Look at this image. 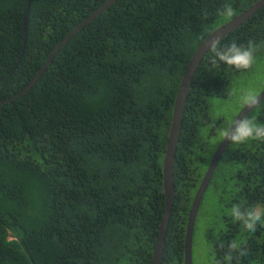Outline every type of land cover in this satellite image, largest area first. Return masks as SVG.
<instances>
[{
  "label": "trees",
  "instance_id": "trees-1",
  "mask_svg": "<svg viewBox=\"0 0 264 264\" xmlns=\"http://www.w3.org/2000/svg\"><path fill=\"white\" fill-rule=\"evenodd\" d=\"M108 1L0 0V264H153L180 81L205 38L258 0H227L231 18L217 14L225 0H116L15 98ZM233 41H253L256 61L248 70L213 68L209 52L194 78L163 264L185 262L188 214L223 140L221 116L235 118L243 107L224 108L229 93L234 85L261 90L251 81L264 80V8L220 42ZM247 116L264 123V103ZM234 203L264 204V141L229 142L221 156L199 210L194 264L223 259L227 246L217 237L241 241L246 254L231 264H264V227L256 249L228 214Z\"/></svg>",
  "mask_w": 264,
  "mask_h": 264
},
{
  "label": "water",
  "instance_id": "water-1",
  "mask_svg": "<svg viewBox=\"0 0 264 264\" xmlns=\"http://www.w3.org/2000/svg\"><path fill=\"white\" fill-rule=\"evenodd\" d=\"M116 0H109L104 5L100 7L98 11H96L88 20L84 21L82 24L77 26L67 37L63 40L58 48L49 56L45 65L36 76V78L32 81V83L18 96L15 98L25 94L30 90L33 86L36 85L37 81L42 77L43 73L47 69V67L53 62V57L62 48L69 39L76 33H78L85 25H87L91 20H93L96 16L103 13L109 6H111ZM264 8V0H258L254 3V5L248 10L243 11L234 19L230 20L226 25L220 26L209 35L204 42L199 46L196 52L191 57L186 69L185 73L180 81V86L178 88V93L175 98L174 108H173V117L169 130V140L166 147V152L164 154L163 163H162V173H163V191L166 196V204L165 211L163 214V218L160 225L159 235L157 238L156 246L153 250V264H163L164 261V253H165V245H166V236L167 231L170 225V221L173 213V206L176 199V189H175V170H176V160H177V151L178 145L182 133L184 114L187 104V98L191 91V85L193 84L194 78L201 67V63L205 55L210 50V43L215 39H222L225 35L230 33L231 31L240 27L247 20L251 19L259 10ZM30 13V9L27 10L26 18H25V26L27 27L28 16ZM261 94V99L264 100V89L259 93ZM11 100H7L9 102ZM1 104V103H0ZM252 111V110H251ZM250 111L243 107V109L236 116L240 117L241 115H246ZM228 140H222L220 146L216 150L209 167L205 173L203 180L201 181L199 188L195 194L190 212L188 214L187 226H186V236H185V262L184 264H194L193 261V239L195 233V227L198 219L199 210L201 204L203 202V198L210 186V182L216 170L217 164L223 155L226 147L228 146Z\"/></svg>",
  "mask_w": 264,
  "mask_h": 264
},
{
  "label": "clouds",
  "instance_id": "clouds-1",
  "mask_svg": "<svg viewBox=\"0 0 264 264\" xmlns=\"http://www.w3.org/2000/svg\"><path fill=\"white\" fill-rule=\"evenodd\" d=\"M217 14L222 17L231 18L235 14V10L232 4L225 0V3H223L218 8ZM224 25H226V23ZM215 30L213 32H215ZM212 33H210L209 35H211ZM230 33H228L227 35H229ZM199 38L204 39V34L201 33ZM221 40L215 39L210 43V50L208 51V53L211 52L212 55L209 58V63L213 68L221 64H226L227 66L232 67L237 71L248 70L253 67L256 61V52L258 50V46L253 41H249L247 45H241L233 41L231 44H225L221 46ZM208 53L205 55L203 60L206 58ZM229 96L235 97L236 102L243 105V107H245L249 111L257 108L259 105L264 103V100L261 99V94L251 88L232 90L229 93ZM236 116L235 118L221 116L223 117V124L217 128V134L222 137L223 141L228 140L230 144L237 145L245 144L253 140L264 141V123L257 122L255 118H249L246 115H241L237 118ZM221 117H219V119ZM228 214L231 216L234 223H240L245 230L251 232V234H248V238L254 248L257 249L259 246H261L259 240L264 243V235L262 237H259V240L254 237V234L257 233V228L259 226L264 227V204L257 203L255 205L245 207L241 204L234 203L228 210ZM217 242L220 248H225V246H227V251L223 256V259L218 260L217 264H231L234 254H246L245 250L242 247L241 241L237 238L231 240L230 242H225L217 237ZM259 250L263 249L261 248Z\"/></svg>",
  "mask_w": 264,
  "mask_h": 264
},
{
  "label": "rangeland",
  "instance_id": "rangeland-1",
  "mask_svg": "<svg viewBox=\"0 0 264 264\" xmlns=\"http://www.w3.org/2000/svg\"><path fill=\"white\" fill-rule=\"evenodd\" d=\"M251 80V79H250ZM251 84L255 87V88H261V90H259L260 92L264 89V80L261 83H258V82H252L251 81ZM233 90H236V85H234V89ZM256 90V89H254ZM258 92V91H257ZM259 92V93H260ZM239 105V103L236 102V99L232 97V99L228 100L226 104H224V108H233V112H236L237 111V106ZM208 206H209V210H212L211 208V205H210V201L208 203ZM202 237V236H201ZM203 239V237H202ZM201 243L204 244L205 241L203 240H200Z\"/></svg>",
  "mask_w": 264,
  "mask_h": 264
},
{
  "label": "flooded vegetation",
  "instance_id": "flooded-vegetation-1",
  "mask_svg": "<svg viewBox=\"0 0 264 264\" xmlns=\"http://www.w3.org/2000/svg\"><path fill=\"white\" fill-rule=\"evenodd\" d=\"M206 171H207V169H206ZM206 173V172H205ZM204 178V177H203ZM203 180V179H202ZM201 183V182H200ZM211 183V182H210ZM261 252L263 251V250H260ZM263 253H264V251H263Z\"/></svg>",
  "mask_w": 264,
  "mask_h": 264
},
{
  "label": "bare ground",
  "instance_id": "bare-ground-1",
  "mask_svg": "<svg viewBox=\"0 0 264 264\" xmlns=\"http://www.w3.org/2000/svg\"><path fill=\"white\" fill-rule=\"evenodd\" d=\"M253 5H254V4H253ZM253 5H252V6H253ZM252 6H251V7H252ZM251 7H250V8H251Z\"/></svg>",
  "mask_w": 264,
  "mask_h": 264
}]
</instances>
